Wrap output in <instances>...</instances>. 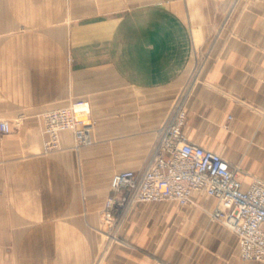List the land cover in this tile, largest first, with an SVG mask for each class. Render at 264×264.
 Segmentation results:
<instances>
[{
    "label": "crops",
    "instance_id": "obj_1",
    "mask_svg": "<svg viewBox=\"0 0 264 264\" xmlns=\"http://www.w3.org/2000/svg\"><path fill=\"white\" fill-rule=\"evenodd\" d=\"M77 100L98 121L91 145L75 152L64 132L40 156L41 116ZM178 100L189 142L244 188L264 181V0H0V217L42 218L12 247L55 250L11 264H96L110 176L147 168ZM213 207L133 205L102 264H259L239 260Z\"/></svg>",
    "mask_w": 264,
    "mask_h": 264
},
{
    "label": "built area",
    "instance_id": "obj_2",
    "mask_svg": "<svg viewBox=\"0 0 264 264\" xmlns=\"http://www.w3.org/2000/svg\"><path fill=\"white\" fill-rule=\"evenodd\" d=\"M89 115L85 100L45 113L46 149L58 150L63 132L72 133L75 148L90 145ZM184 120L178 110L161 126L147 168L112 176L104 225L112 232L114 217L136 204L173 202L183 208L196 197L212 199L214 207L208 215L234 234L241 260L264 264V181L253 179L244 188L236 168L219 154L187 140L182 131ZM10 131L9 123L1 121L0 132Z\"/></svg>",
    "mask_w": 264,
    "mask_h": 264
},
{
    "label": "rangeland",
    "instance_id": "obj_3",
    "mask_svg": "<svg viewBox=\"0 0 264 264\" xmlns=\"http://www.w3.org/2000/svg\"><path fill=\"white\" fill-rule=\"evenodd\" d=\"M68 105H66L65 107H67ZM62 108H64V107H62ZM58 109H60V108H58ZM178 110H182V113L184 114V117H185L184 124L182 126V131L184 133V127L186 124V111L184 109V105L182 103V100H178L175 102V104L173 105V107L169 111V113H168L165 121L163 122V124L168 122L170 117L172 115H174L175 113H177ZM43 115L41 116V119H42V121H41V133L43 136V142H42V148H41L40 156H50V155L58 154L62 151V147L60 145V136H59V149L58 150L50 151V150H47L45 147L47 137L44 134V116ZM89 116H90V122H91L90 124L92 126L90 137L92 138V135L95 132L98 121H97V118H96L94 111L92 110L91 106H90V115ZM161 126L158 128V130L161 128ZM91 143H92V139H91ZM90 145L80 146L78 148H75L73 146V150L75 152H79L81 149L88 147ZM124 170H132V169L115 170L111 174L110 179L112 178V176L114 174H116L120 171H124ZM132 171H134V170H132ZM110 179H109V186H108L109 187L108 188L109 189V195L106 197V200L104 201L103 207L99 213V224H98L97 230H98V234H99L100 244H99V248H98V252H97L96 264H102V262L105 261V258L107 257L108 252L110 250V244H113L115 242V239L118 236V229L122 224V216H121L122 212H120L119 214H117V216L114 217L115 223H114L112 232L109 230V228L106 225H104V220H105L104 208L106 207L107 200L110 197H112V192L110 190ZM131 207L132 206H129L126 210H128ZM180 208H182V207H180ZM183 208H185V207H183ZM126 210H124V211H126ZM17 219L20 221V225H19V227H13L11 225V218L10 217H0V264H11V260H52V258L54 257L53 256L54 252H55V250H53V249L42 248L41 246L38 248L12 247V243H11V240H12V238H11L12 232L11 231L12 230H19V232H18L19 233L18 234L19 240H22L23 237H24V239H26V237L28 235V233L25 232L26 229L29 228V229L34 230V229L42 226L41 225L42 224V218L31 217V218L27 219V218L20 217ZM27 220H29L30 223H26ZM210 220H211V218H210ZM211 221L215 222L213 220H211ZM215 223H217V222H215ZM116 228H117V230L115 231ZM15 233L17 235V232H15ZM36 236L40 237V239H41V233H40V235H37V233H36ZM237 250H238V248H237ZM238 258H239V260H241L239 255H238ZM241 261H243V260H241ZM243 262H251V261H243ZM256 263H259V262H256ZM155 264H169V263L157 260V261H155ZM259 264H262V263H259Z\"/></svg>",
    "mask_w": 264,
    "mask_h": 264
},
{
    "label": "bare ground",
    "instance_id": "obj_4",
    "mask_svg": "<svg viewBox=\"0 0 264 264\" xmlns=\"http://www.w3.org/2000/svg\"><path fill=\"white\" fill-rule=\"evenodd\" d=\"M65 108V107H64ZM61 109V108H60ZM55 110H58V109H55ZM51 111H53V110H51ZM50 112V111H49ZM90 139H91V137H90ZM110 182H111V179H110Z\"/></svg>",
    "mask_w": 264,
    "mask_h": 264
}]
</instances>
